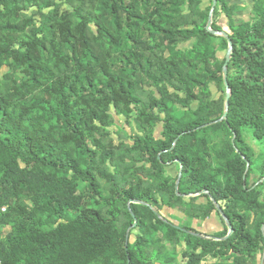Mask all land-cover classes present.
Wrapping results in <instances>:
<instances>
[{"label":"trees","instance_id":"1","mask_svg":"<svg viewBox=\"0 0 264 264\" xmlns=\"http://www.w3.org/2000/svg\"><path fill=\"white\" fill-rule=\"evenodd\" d=\"M211 3L0 0V69L12 72L0 78V227L10 228L0 264H174L180 245L186 264H246L262 251L264 198L248 178L257 171L264 180V164L255 166L243 133L264 143V0H251L252 18L241 23L216 0L210 30L231 42L221 121L225 57L216 53L228 44L205 30ZM114 116L140 131L131 148L139 166L122 183ZM172 165L173 180L164 175ZM195 194L205 203L195 205ZM162 207L191 221L215 213L231 234L179 229ZM134 220L138 234L126 243Z\"/></svg>","mask_w":264,"mask_h":264},{"label":"rangeland","instance_id":"2","mask_svg":"<svg viewBox=\"0 0 264 264\" xmlns=\"http://www.w3.org/2000/svg\"><path fill=\"white\" fill-rule=\"evenodd\" d=\"M230 5H233V17L235 23H241V22H246L252 18V3L251 0H224ZM210 6L209 0H201V5L200 9H204L206 7ZM213 14V12H212ZM30 14H27L29 16ZM35 20L38 21V17L34 18ZM211 23H212V16H211ZM224 23V22H223ZM223 23H219L221 27H224ZM218 40L214 41L215 47L218 49L219 44ZM186 45H181L178 48L183 50ZM226 52L222 50H218L216 53V57L221 60L223 57H225ZM12 72L6 68L2 67L0 69V78L2 81L7 80L5 77L6 75H11ZM13 79L18 80L20 77V74L18 72L13 73L11 76ZM12 85L9 84L8 87H11ZM146 91H153V95L157 97L156 93L152 88H144ZM211 93L213 98H217L218 92L212 87L211 88ZM192 109L195 108V104L191 106ZM113 124H111L109 128V135L110 138L113 141V145L117 146V158L116 162L114 161L113 167H116V172L121 175V178L118 179L116 177V181H119L122 183L126 181L128 178H130L129 175H131L130 170L128 173L125 174L124 170L128 167H130L133 162H135V166H139V164L136 163V161L139 159L137 156H135L131 152L132 148V142H133V137L136 134H139V129L137 125L132 121V120H125L124 118L116 117L114 116L113 118ZM161 133V126L159 125L154 129L153 135L155 138H159ZM243 138L245 143L248 145V147L251 149L252 152V160L255 164V166H260L264 164V143L262 142H257L255 141L252 137L251 134L248 131H244L243 133ZM148 167V166H145ZM114 168L107 166L106 172H115ZM178 173L176 165L169 166L164 169V175L166 178H169L171 180L175 179L176 175ZM179 175V174H178ZM264 180H259V174L257 171H253L248 178V186L250 187L251 190L258 191L260 194V200L264 198V185L263 184ZM99 183L103 188H107L106 181L102 178H99ZM79 192L84 196L85 201L89 202V195L90 191L87 187L86 184L79 183L78 187ZM201 194H195L189 197H197L200 196ZM158 202H159V195H156ZM189 197H184L185 201H188ZM195 205H200L205 203V199L203 197H197L195 198ZM184 209L187 207L186 204L182 206ZM160 215L163 219H165L166 222L172 223L174 227L181 228V226L188 225L192 230L195 232L204 235L207 238L210 237H217L219 236L220 233H222L225 228L228 229L227 224L225 225L220 221V218L215 214L212 213L210 217L203 221H196V220H189L185 213H183L179 209H168L166 207H162L160 209ZM253 219V215H249V221ZM134 226H131L127 229L126 234H127V243H132L134 241V236L138 234V231L136 229L133 230ZM261 230L264 232V225L261 227ZM10 232V228L8 227H0V238L5 236L7 233ZM129 232L132 235L129 237ZM229 234V231L227 232V235ZM181 249V245L178 246L176 253L177 256L175 258V263L174 264H186V260H181L180 259V253L179 250ZM164 251V254L168 257L171 255V248L168 244H165V247L162 249ZM264 251V246L262 247V251L256 252L254 256V260L248 258L246 260V264H260L261 263V258L262 254ZM200 264H231L230 262H223L221 259H212V258H207ZM263 264H264V259H263Z\"/></svg>","mask_w":264,"mask_h":264},{"label":"water","instance_id":"3","mask_svg":"<svg viewBox=\"0 0 264 264\" xmlns=\"http://www.w3.org/2000/svg\"><path fill=\"white\" fill-rule=\"evenodd\" d=\"M215 4H216V0H212L211 7H210V11H209V14H208L207 23H206V26H205V30L207 32H210L214 36H221V37H223L224 39H226L227 44H228V48H227V51H226V54H225V61H224V64L222 65L223 84H224V87L226 89V92H225V105H224L225 110H224V115L219 120V121H221L222 119L225 118V114L227 112V106H228L229 94H228L227 83H226V64L229 61V55H230V52H231V42L229 41L228 36L224 32H214V31H211L210 30V26H211V16H212V12L214 10ZM179 177H180V174L178 175V179H179ZM177 185H178V180H177V182L175 184V191L177 189ZM217 209H218L221 217H223L218 207H217ZM131 216L133 217V215H131ZM224 222L227 223V220L224 219ZM135 225H136V220L133 221L132 226H135ZM227 227L229 229V234H231V229H230V226L228 224H227ZM127 239L128 238H127V234H126V236H125V242L126 243H127ZM263 259H264V251H263V254H262V258H261V263L260 264H263Z\"/></svg>","mask_w":264,"mask_h":264},{"label":"built area","instance_id":"4","mask_svg":"<svg viewBox=\"0 0 264 264\" xmlns=\"http://www.w3.org/2000/svg\"><path fill=\"white\" fill-rule=\"evenodd\" d=\"M4 210H5L4 208H1V209H0V212H4Z\"/></svg>","mask_w":264,"mask_h":264}]
</instances>
